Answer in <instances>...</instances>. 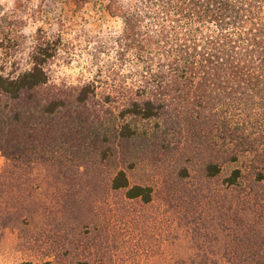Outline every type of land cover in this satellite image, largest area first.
Masks as SVG:
<instances>
[{"label": "rangeland", "instance_id": "1", "mask_svg": "<svg viewBox=\"0 0 264 264\" xmlns=\"http://www.w3.org/2000/svg\"><path fill=\"white\" fill-rule=\"evenodd\" d=\"M15 2L12 15H29L31 23L0 17V69L5 72L9 61L8 74L22 63L31 67L35 44L49 41L56 56L46 68V92L69 98L94 84L97 95L88 112L119 114L138 70L136 62L123 63L121 20L109 17L100 4ZM10 29L19 32L16 43L4 40ZM221 142L213 135L210 144L194 145L184 158L165 148L134 160V172L127 170L131 184L153 188L150 204L112 191L118 159L101 167L60 168L62 163L41 159L12 165L0 153V264H190L196 258L226 264L235 249L240 255L247 248L251 261L264 264V183L252 175L250 158L241 160L244 175L230 186L227 179L241 161L232 162L226 152L231 146L221 149ZM211 161L221 168L215 177L206 173Z\"/></svg>", "mask_w": 264, "mask_h": 264}, {"label": "trees", "instance_id": "2", "mask_svg": "<svg viewBox=\"0 0 264 264\" xmlns=\"http://www.w3.org/2000/svg\"><path fill=\"white\" fill-rule=\"evenodd\" d=\"M68 1L100 4L121 20L122 59L137 63L135 87L122 97L119 114L88 112L94 84L69 98L51 96L46 68L56 50L39 40L29 71L0 75V153L12 165L41 159L60 168L101 167L118 159L124 165L115 164L112 191L150 204L153 188L131 184L134 160L165 148L184 158L215 135L221 149L232 147L226 152L236 165L252 158V175L264 183V0ZM18 33L10 29L4 40L16 43ZM242 164L227 179L230 186L244 175ZM206 173L215 177L221 168L211 161ZM248 249L240 255L235 249L225 263L261 264ZM196 260L190 264H210Z\"/></svg>", "mask_w": 264, "mask_h": 264}, {"label": "clouds", "instance_id": "3", "mask_svg": "<svg viewBox=\"0 0 264 264\" xmlns=\"http://www.w3.org/2000/svg\"><path fill=\"white\" fill-rule=\"evenodd\" d=\"M37 5L34 3L31 5V7L29 8V14L31 12L32 8H35ZM0 7L3 8V11H0V17L3 16H7L9 19H22L25 21H29V23H31L30 19H29V15H25L24 13H20L17 12V14L15 16L12 15L13 12H16V2L15 0H0ZM36 30V26L32 25V27L30 28V31H35ZM11 61H9V63L5 66V72L4 73H0V75H5L7 76L8 72L11 71ZM53 68L55 69V65H53ZM30 70V65H27L25 63H22L20 66V70L18 72H16L15 77H18L21 73L23 72H27ZM68 69L65 68L63 69V71H61L60 73H58L59 75H63L64 72H67ZM13 77V78H15ZM59 82V81H57Z\"/></svg>", "mask_w": 264, "mask_h": 264}]
</instances>
